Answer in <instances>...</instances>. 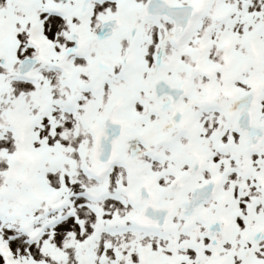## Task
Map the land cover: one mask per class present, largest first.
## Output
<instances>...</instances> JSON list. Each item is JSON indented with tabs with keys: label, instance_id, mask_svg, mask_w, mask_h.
Returning <instances> with one entry per match:
<instances>
[{
	"label": "snow or ice",
	"instance_id": "obj_1",
	"mask_svg": "<svg viewBox=\"0 0 264 264\" xmlns=\"http://www.w3.org/2000/svg\"><path fill=\"white\" fill-rule=\"evenodd\" d=\"M0 264H264V0H0Z\"/></svg>",
	"mask_w": 264,
	"mask_h": 264
}]
</instances>
